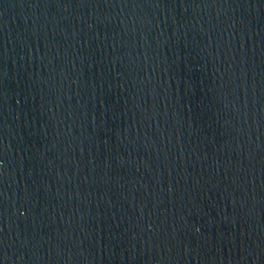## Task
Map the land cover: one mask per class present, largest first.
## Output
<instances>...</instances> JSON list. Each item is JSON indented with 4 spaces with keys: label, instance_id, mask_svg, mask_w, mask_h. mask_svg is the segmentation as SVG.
<instances>
[{
    "label": "water",
    "instance_id": "water-1",
    "mask_svg": "<svg viewBox=\"0 0 264 264\" xmlns=\"http://www.w3.org/2000/svg\"><path fill=\"white\" fill-rule=\"evenodd\" d=\"M0 264H264V0H0Z\"/></svg>",
    "mask_w": 264,
    "mask_h": 264
}]
</instances>
